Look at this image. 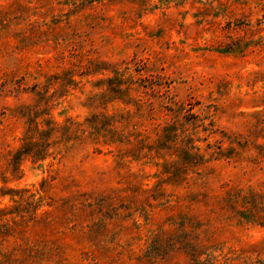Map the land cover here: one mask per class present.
Returning <instances> with one entry per match:
<instances>
[{
  "label": "clouds",
  "instance_id": "9594fccd",
  "mask_svg": "<svg viewBox=\"0 0 264 264\" xmlns=\"http://www.w3.org/2000/svg\"><path fill=\"white\" fill-rule=\"evenodd\" d=\"M0 264H264V0H0Z\"/></svg>",
  "mask_w": 264,
  "mask_h": 264
}]
</instances>
